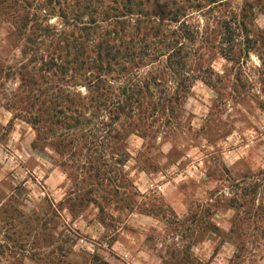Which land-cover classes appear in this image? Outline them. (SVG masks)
<instances>
[{"label": "rangeland", "instance_id": "rangeland-1", "mask_svg": "<svg viewBox=\"0 0 264 264\" xmlns=\"http://www.w3.org/2000/svg\"><path fill=\"white\" fill-rule=\"evenodd\" d=\"M99 262L264 264V0H0V264Z\"/></svg>", "mask_w": 264, "mask_h": 264}, {"label": "crops", "instance_id": "crops-1", "mask_svg": "<svg viewBox=\"0 0 264 264\" xmlns=\"http://www.w3.org/2000/svg\"><path fill=\"white\" fill-rule=\"evenodd\" d=\"M166 144H161V147H164ZM185 159V156L181 157V160ZM180 160V161H181ZM176 164H179V161H177ZM166 170L162 166H158L157 170L155 171H134L132 173L133 178L131 180L132 185L136 187V191L138 194H149V193H154L161 197L165 202H168L170 207L174 209L176 212H179L180 207L178 201L181 199L188 200L189 198L194 197L193 194H196L201 190V183H199V187L196 188L197 191H192L191 194H185L182 190L179 189L177 185L178 180L177 179H171L168 180L166 179L165 173ZM190 169H184L183 171L180 172L181 176H185L184 179H188L186 175L190 176ZM178 175L176 177H178ZM162 179V180H161ZM175 183V184H174ZM175 191V192H174ZM193 199V198H192ZM195 199V198H194ZM185 207V205H184ZM232 209H227L224 213L222 212H217L213 215L212 221L214 224L221 230L223 231H228V227L225 228V225H230V220L229 218V213L232 212ZM134 214V213H133ZM137 214V213H136ZM148 216V215H146Z\"/></svg>", "mask_w": 264, "mask_h": 264}, {"label": "trees", "instance_id": "trees-1", "mask_svg": "<svg viewBox=\"0 0 264 264\" xmlns=\"http://www.w3.org/2000/svg\"><path fill=\"white\" fill-rule=\"evenodd\" d=\"M138 94H140V93L137 91V92H135V93H133V94L127 96V97H126V102H127L126 106L130 107V106H132V105H138V104H139V100H138V99H136V100L134 101L133 104L129 105V103L133 100V97H137ZM70 104L72 105V102H71V101H70ZM55 107H56V106H55ZM153 112H156L155 109H153ZM103 139H104V138H103ZM113 139H116V138L113 137ZM96 260H97V259H96ZM99 264H107V263L99 262Z\"/></svg>", "mask_w": 264, "mask_h": 264}]
</instances>
